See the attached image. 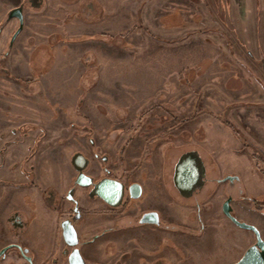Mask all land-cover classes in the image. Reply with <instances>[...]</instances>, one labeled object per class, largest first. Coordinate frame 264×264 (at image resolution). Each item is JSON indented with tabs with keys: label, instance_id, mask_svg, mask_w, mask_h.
<instances>
[{
	"label": "rangeland",
	"instance_id": "374dc122",
	"mask_svg": "<svg viewBox=\"0 0 264 264\" xmlns=\"http://www.w3.org/2000/svg\"><path fill=\"white\" fill-rule=\"evenodd\" d=\"M153 1L158 5L157 16L154 19L149 17L150 22L145 23L143 13L136 24V11L146 1L125 0L129 13L126 31L108 36V40H99L109 43L111 51L100 55L85 52L79 59L84 71L74 74V80L79 76L77 79L84 92L79 113L88 117L93 113L99 114L101 118L113 114L117 119L114 116L109 118L113 122L111 127L107 121L100 122V136L95 137L91 122L88 119L84 121V115H81L79 122L75 120L71 123V137L65 135L63 138V144L68 148V141L74 148L75 136L88 140L85 149H91L89 156L95 154V157L83 171L93 181L108 177L118 180L125 187L134 182L141 185L142 195L134 204H139V225H147L139 227V242L144 247L141 258L144 261L153 255L152 252L148 255L147 251H153V242L158 239L153 236L154 228L140 221L142 214L157 215L161 225L179 224L186 222V216L193 214L191 211L198 209L201 203L204 191L197 190L190 199L184 200L171 184L176 164L183 155L194 151L202 154L203 176L208 183L218 176L210 158L216 157L220 170L235 173V178L245 182L243 187L239 185L241 190L255 198H264V107L257 106L260 102L264 103V0ZM44 2L18 0L16 8L20 7L23 17L29 18L41 10L40 4ZM172 6L178 11L180 9L181 17L172 20L170 25L165 26V21L160 24V17H166ZM13 9L6 6L0 9V13L4 12L0 16V33L4 27L8 28L3 51L0 45V81L8 85L0 86V98H14L16 101L10 104L7 99L4 100L0 103V112L5 113L9 109L10 114H19L18 118H21L32 111L23 104L29 96L28 92L18 87L26 79L12 74L6 66L15 42L17 48H22L23 44L21 37L16 41L18 36L10 44L11 37L19 28L17 20L10 22L8 19ZM56 36H50L47 43L52 46L48 50L63 43L61 36L55 39ZM32 40L27 42L30 47L35 45L33 49L38 53L44 47L43 41ZM48 58L31 56V67L35 65L32 69L37 77L50 68L51 58L44 63ZM101 82L114 84L115 93L121 85V92L130 97L126 114L118 106L110 108L111 105L103 103L107 99L102 96L94 97ZM243 84L245 87L241 92L234 91L242 89ZM38 95L33 91L31 96ZM99 98L104 105L96 104ZM119 115H122L121 118ZM216 121L229 126L235 136L209 130ZM120 127L124 128L123 135L119 133L114 137L113 130ZM205 128L207 136L204 135ZM0 135V156L12 150V144H25L24 134L20 137ZM45 138L43 132L33 136L34 154ZM48 140L50 143L54 138L49 136ZM200 141L207 144L209 155L197 147ZM239 142L242 144L240 148L237 146ZM11 169L14 171L15 168ZM77 173L76 168L70 169L72 182L67 187L63 181L68 173L60 171L57 179L59 190L64 194L62 205H56L60 213L56 212L67 216L72 206L68 198L71 195L78 202L83 216L74 225L80 232L89 235L87 231L109 225L104 211L108 206L91 193L90 187L76 184ZM227 176L233 177H223ZM212 192L221 193L222 190L219 188ZM124 197L129 199L127 194ZM134 204L131 206L129 203L128 207L134 208ZM253 212L264 215L261 211ZM60 219L55 215V223ZM259 233L264 238V229ZM239 234L241 256L250 233L240 229Z\"/></svg>",
	"mask_w": 264,
	"mask_h": 264
},
{
	"label": "crops",
	"instance_id": "0c3cea01",
	"mask_svg": "<svg viewBox=\"0 0 264 264\" xmlns=\"http://www.w3.org/2000/svg\"><path fill=\"white\" fill-rule=\"evenodd\" d=\"M124 1L125 0H93L91 2H85V0H45L43 4H40L41 10L34 13V16H29V18H26V16L23 17V28L19 32L20 34L17 35V39L15 38L17 41L18 38L21 37V44L23 43L22 48L19 46L17 48V42H15L6 60L7 69L12 74L24 78V80L26 79V81L19 83L18 87L28 92L29 96L27 100L25 99L26 101H24L23 104L28 106V109L32 111V113H25V116L18 118L19 114H10L9 109L5 113L0 112V134H7V137H20L21 134H24L23 136L25 137L24 145L12 144V150L9 149L3 156H0V180L12 179L15 185L14 189L8 191L6 197L8 204L3 206L0 211V233L3 235L9 234L5 225V220L9 212L11 210L16 211L17 214L21 212L22 219L25 220L26 224V229L24 231L25 241L29 249L36 256L39 254L38 250L41 246L47 258L51 257L52 252L56 248L55 246L58 239L57 223L54 221L55 215L57 216L58 214L56 212V205L62 200L64 194L59 190L60 185L57 179L60 171L68 173L67 179L63 181V183H67L66 186L68 187L72 182L70 169L74 167L75 162H73V159H75L77 155H82L86 165L89 162L91 163L95 157V154L92 156L93 158L89 156L91 149H85L89 142L83 136L80 137V135H78L74 137L77 139V141L73 140L75 144L74 148L70 141H68L69 148L63 144L65 135L71 137L69 132L72 126L71 123L75 120L79 122L82 117L81 115H84L82 118L86 122L87 119L91 122L90 125L95 130V137L100 136L98 133L101 129L99 125L100 122L104 123L107 121L110 127L113 123L110 121V119H113V114H111V117H106L104 115L101 118L99 114L96 115L93 113L91 117H88V115L79 113L82 94H84V92L80 86V81L77 79L79 76H76L74 80V74H79L84 71V66L79 63V59L85 52L100 55V53H104L105 51H111V45L97 40L95 38L97 35L112 36L116 33H124V31H126L129 22V17H127L129 13L128 7L125 6L127 3ZM145 1L143 6L140 8L139 6L137 7L139 11L138 9L136 11V24L139 16H142L143 13L146 18L145 23L150 22L149 17H153L154 19L157 16L158 5L155 4L154 1L152 2V0ZM17 2L18 0H0V9H4L5 6L16 8ZM1 14L3 16L4 12L0 13V16ZM181 15L182 12H180V9L178 11L175 6H172V11L168 12L166 17H160L159 22L163 24V21H165V26L167 24L170 25L172 20H177ZM96 16L97 19H95ZM132 18L133 17H131V19ZM8 19L10 22L13 21V19L14 21L17 20L11 17ZM27 22L29 23L27 24ZM5 31L8 32V28L4 27L0 33L1 51L5 49L7 39ZM53 34L57 36L60 35L63 43L48 50L49 46L52 45L47 42ZM57 36L55 39H58ZM29 39H34L32 41L35 42L37 40L43 41V49H40V51L38 50L39 52L36 53L37 50L33 49L36 48V46L30 47L27 42ZM31 56L49 57L44 63L51 58L52 63L50 64V68L37 77L32 69L35 65L31 67ZM36 60L38 62L37 58L35 61ZM5 85L8 84L5 81H0V86L4 87ZM112 85L114 84L101 82L100 87L94 93V97L102 96L104 100L107 99V102L103 103L111 105L110 108H112V105L118 106V108L122 109L126 114L125 111L129 104L130 97L126 93L121 92V85L119 87L120 91L117 90L116 93L113 92ZM242 86V89L234 91L241 92L245 84ZM33 91L35 94L39 95L36 97L31 96L33 95ZM123 94L125 97H121L124 96ZM6 99L10 104L16 101L14 98ZM6 99L0 98V103H3ZM97 101L98 103L96 104H98V106L104 105L100 102V98L96 100V102ZM14 104L16 103H13V105ZM257 106L264 107V103L260 102ZM121 116L122 115H119V118H121ZM114 118L117 119L116 116H114ZM84 124L85 123H82L81 125ZM85 125L89 126V124ZM66 126H68V132L66 131ZM207 128L204 129V135L206 136V132L208 131ZM210 129H213L215 133L219 132L220 134L223 133L229 134L232 137L235 136L229 126L219 121L213 123L209 130ZM123 130L124 128L121 127L115 131L113 130V136L115 137L116 134L123 132ZM199 130L203 131L202 129ZM42 132L45 133L46 138L39 144L34 154L32 148L35 139H33V136H37L38 134L41 135ZM121 135H123V133H121L120 136ZM49 136L54 138L53 142L48 143ZM107 136L108 134H106L105 138ZM81 142H83V144H81ZM79 145L83 146L84 149ZM206 146L207 144H205L204 141L197 142V147L201 152H205L209 155ZM237 146L240 148L242 144L239 142ZM244 152L247 153V151ZM191 153L195 155H190L189 160L200 163V166H202V154L196 153L195 151ZM27 155H29L30 158L25 161ZM210 158L217 169L218 176L215 177V179L224 178L223 176L229 175L233 176L232 178H234L241 187L245 185L244 181H242L244 182L242 184L238 178H235V173L220 170V168H218V166H220L219 161H217L218 159H216V157ZM22 167L31 168V174L28 178H25V175L22 173ZM11 168H15L16 170L14 169V171H11ZM31 179L33 180L31 181ZM42 179H45L43 180L44 184H41ZM28 180H30L29 183ZM21 183H26L24 184V189L19 187ZM209 184L212 185L213 182H209ZM38 185L42 186L41 197L43 198V196H45L42 202L44 206L42 209L45 210H37L35 212L32 209V211H29L22 206V203L27 199L33 208L34 202H40L37 200L39 197L37 196V188L35 187ZM241 193L246 195L249 194H247L245 190H241ZM254 214L256 217L257 214ZM254 219L264 229V218ZM15 227H17V225ZM13 232H17V230H13L12 233Z\"/></svg>",
	"mask_w": 264,
	"mask_h": 264
},
{
	"label": "flooded vegetation",
	"instance_id": "af4514ba",
	"mask_svg": "<svg viewBox=\"0 0 264 264\" xmlns=\"http://www.w3.org/2000/svg\"><path fill=\"white\" fill-rule=\"evenodd\" d=\"M188 154L183 155L176 164L171 184L184 200L190 199L197 190L204 191L201 203L198 209L191 211L193 214L186 216L184 223L161 225L159 217L155 215L156 221L149 224L154 228L153 236L158 240L153 242V251H147L148 255L153 253L150 259L146 258L144 261L141 258L144 247L139 242V227L147 225H139V204L137 203L136 206L134 204L139 198L131 199L127 194L129 197L127 199L123 192L121 200L116 205H110L96 195L108 206L104 211L107 214L106 223L109 225L97 226V229H92V232L87 231L89 235L80 232L74 225L83 216L78 208V202L68 195L72 206L66 213L67 216L57 214L62 219L58 220V241L49 258L42 251V246L39 247L37 256L32 253L25 241L26 224L22 219V213L17 214L16 211L11 210L5 220L9 234L0 233V264H71L73 256L77 257L74 264H238L248 249L255 247L257 251L262 252L256 245L257 234L251 229L241 228L233 219L253 226L261 241L264 242V238L259 233V230L261 232L263 228L254 219L264 218V215L256 213L255 217L253 212V210L264 212V198H255L241 193L239 183L231 177L213 179L210 188L206 178L201 176V183L197 185L199 179L193 181L196 172H193V166L188 163V160L180 165L181 159ZM29 158L30 156L27 155L25 161ZM178 165L181 167L176 179ZM21 171L25 178L31 174L30 167H22ZM77 172V176L85 173L83 170H77ZM41 181V184H44L43 179ZM24 184L26 183L19 184V187L24 189ZM14 187L12 179L0 180V211L8 204L6 199L8 191ZM35 187L39 197L36 199L40 202H34L32 208L28 201H24L22 206L29 211L32 209L35 212L43 211L45 209H42L44 207L42 202L45 196L41 197L42 186ZM192 187L194 189L190 192ZM219 188L222 190L221 193L212 192ZM62 202V200L59 201L57 205H62ZM129 203L131 206L134 204V208L128 207ZM147 214L150 213L142 214L140 218L142 223H146L143 222V217ZM67 222L71 223L74 231L75 241L72 244L66 242L64 238L62 225ZM240 229L250 233V239L241 256L239 255ZM13 230L17 232L12 233ZM259 261L264 264L263 253Z\"/></svg>",
	"mask_w": 264,
	"mask_h": 264
},
{
	"label": "water",
	"instance_id": "95a60500",
	"mask_svg": "<svg viewBox=\"0 0 264 264\" xmlns=\"http://www.w3.org/2000/svg\"><path fill=\"white\" fill-rule=\"evenodd\" d=\"M9 17L16 18L19 22L18 30L13 34V36L11 37V40H10V44H12L13 41L15 40V38L17 37V35L19 34V32L21 31L22 26H23V12H22L21 8L19 7V8L13 9L10 12ZM189 158H190V154L183 157L180 161V165L184 164L185 160L188 159V163L193 166L194 171L193 170L192 171L196 172V174L194 173L195 178L193 181H197V179H199L197 181V185H199L201 183L200 177L203 176V167L200 166V163L193 162V161L189 160ZM73 162H75L74 167L76 168V170L80 171V170L84 169L85 161H84L82 155H77L75 157V159H73ZM180 167L181 166L178 165L176 168V172H177L175 175L176 179L179 176ZM75 182H76V184H78L80 186L90 187L92 194L97 195L99 198H101L102 200H104L105 202H107L110 205L118 204V202L121 200V198L123 196V192L125 194H128L131 199L139 198L141 196V193H142V188L138 183H132L128 187H125L122 183L118 182L117 180L112 179V178H108V177L101 178L100 180L95 182V181H93L92 178H90L86 174L81 173V174H79V176H77ZM193 189L194 188L192 187L190 189V192ZM233 220L241 228L251 229L257 234L258 240H257L256 245L262 251V252L257 251L255 249V247L248 249L238 264H261V262L259 261V258H260V255L262 253L264 256V242L261 241V239L259 238L257 230L253 226H250V225L245 224V223H241L235 219H233ZM155 221H156L155 215L147 214L143 217V222L153 223ZM62 228H63L64 238H65L66 242H68L69 244L74 243L75 237H74V231H73V227H72L71 223H69V222L64 223L62 225ZM75 259L77 260L76 256L71 257V264L75 263V261H74Z\"/></svg>",
	"mask_w": 264,
	"mask_h": 264
},
{
	"label": "trees",
	"instance_id": "16d2710c",
	"mask_svg": "<svg viewBox=\"0 0 264 264\" xmlns=\"http://www.w3.org/2000/svg\"><path fill=\"white\" fill-rule=\"evenodd\" d=\"M95 38H96L97 40H103V41H105L106 39H107V40L109 39L108 36H104V35L96 36Z\"/></svg>",
	"mask_w": 264,
	"mask_h": 264
}]
</instances>
